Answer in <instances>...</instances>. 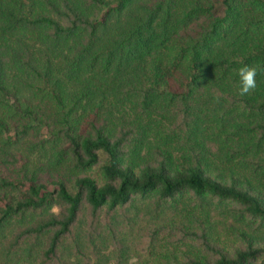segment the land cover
Listing matches in <instances>:
<instances>
[{
    "label": "trees",
    "instance_id": "trees-1",
    "mask_svg": "<svg viewBox=\"0 0 264 264\" xmlns=\"http://www.w3.org/2000/svg\"><path fill=\"white\" fill-rule=\"evenodd\" d=\"M263 143L264 0H0V264H100L120 208L186 244L167 264H264V181L220 164ZM186 191L204 216L163 220ZM205 197L254 226L222 243Z\"/></svg>",
    "mask_w": 264,
    "mask_h": 264
},
{
    "label": "rangeland",
    "instance_id": "rangeland-1",
    "mask_svg": "<svg viewBox=\"0 0 264 264\" xmlns=\"http://www.w3.org/2000/svg\"><path fill=\"white\" fill-rule=\"evenodd\" d=\"M206 136H208L206 137L208 146L216 154L215 158L220 159L222 152L220 151L219 143L215 140H209V135ZM231 145L235 146V143H231ZM227 162L224 158L220 164L224 167L230 166L240 175H248L252 179L254 175L257 178L256 182L264 181V177L258 176L260 170L255 169L256 162H259L261 167L262 162H264V143L258 149H253L251 153L238 156V158L234 157L229 164ZM87 174L93 177L97 184L104 182L96 166L89 168ZM203 199L210 207L207 212V220L212 224L213 235L222 243L228 240H236L233 229L243 228L250 230L254 226V220H246L236 213L229 212L224 203L215 202L211 197ZM201 203L202 201L193 197L187 191L183 192L169 202L162 218L166 221L175 220L185 224H192L193 216H204L202 209L204 207H202ZM138 205L143 208L146 205V201L140 200ZM122 209L124 208L109 214H106L104 209L100 213L97 226L98 233L93 234L95 243L93 249L95 253L88 252L87 249L91 262L98 260L100 264H138L140 262L167 264L171 259L170 256H178L180 251L188 250L186 244L177 242L176 236L171 232L162 231L159 235L153 238L150 237V228L153 224L152 220H150V215H132L131 218V214L128 212V217H124ZM108 223H112L113 226L115 225L118 228L114 236H112V232H109ZM84 229L85 226L82 224L80 230Z\"/></svg>",
    "mask_w": 264,
    "mask_h": 264
},
{
    "label": "clouds",
    "instance_id": "clouds-1",
    "mask_svg": "<svg viewBox=\"0 0 264 264\" xmlns=\"http://www.w3.org/2000/svg\"><path fill=\"white\" fill-rule=\"evenodd\" d=\"M259 66L244 65L237 70L239 78L238 94L240 96L248 95L257 87V75L260 71Z\"/></svg>",
    "mask_w": 264,
    "mask_h": 264
}]
</instances>
